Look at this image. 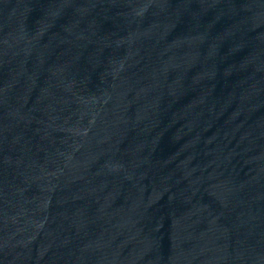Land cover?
<instances>
[{
    "label": "water",
    "instance_id": "water-1",
    "mask_svg": "<svg viewBox=\"0 0 264 264\" xmlns=\"http://www.w3.org/2000/svg\"><path fill=\"white\" fill-rule=\"evenodd\" d=\"M0 264H6L1 212H0Z\"/></svg>",
    "mask_w": 264,
    "mask_h": 264
}]
</instances>
